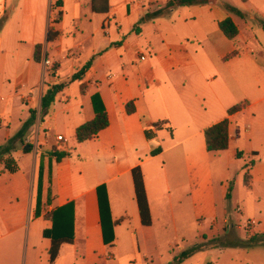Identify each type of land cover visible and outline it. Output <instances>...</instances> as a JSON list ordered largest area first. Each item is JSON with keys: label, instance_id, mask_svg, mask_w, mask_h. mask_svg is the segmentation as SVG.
I'll use <instances>...</instances> for the list:
<instances>
[{"label": "crops", "instance_id": "crops-1", "mask_svg": "<svg viewBox=\"0 0 264 264\" xmlns=\"http://www.w3.org/2000/svg\"><path fill=\"white\" fill-rule=\"evenodd\" d=\"M67 1L0 0V145L37 111L26 137L32 151L12 152L19 170L10 173L0 163V264H110L122 227L139 234L163 227L171 217L178 232L189 214L210 218L212 231L220 217L223 229L235 234L249 219L257 220L248 231L249 240L258 237L254 242L216 249L207 264H264V31L257 21L258 15L264 18V0H243L251 1L257 13L236 15L244 31L231 17L239 28L234 40L219 28L229 16L215 9L217 0L173 7L171 0H109L106 14L94 13L91 0H74L70 18ZM163 10L169 17L161 15ZM59 11L61 20L55 23ZM211 21L217 26L213 33ZM51 26L60 36L48 42ZM46 57L52 62L49 70ZM91 58L86 73L70 82ZM53 83L66 86L41 120L42 97ZM95 94L102 98L109 126L78 143L77 128L95 116ZM131 101L135 111L128 113ZM237 104L242 109L229 114ZM226 118L228 149L208 152L206 128ZM53 150L71 154L57 162L48 155ZM41 164L42 214L37 217ZM137 167L151 226H144L139 215L132 177ZM102 185L117 222L112 248L103 239ZM70 202L74 242L62 245L51 262V240L43 231L52 222L44 215ZM212 236L203 234L206 240ZM196 256L181 264L193 263Z\"/></svg>", "mask_w": 264, "mask_h": 264}, {"label": "trees", "instance_id": "trees-1", "mask_svg": "<svg viewBox=\"0 0 264 264\" xmlns=\"http://www.w3.org/2000/svg\"><path fill=\"white\" fill-rule=\"evenodd\" d=\"M208 0H171L168 3L169 7L177 6H190L198 5ZM92 11L98 14H106L109 11V0H91ZM225 8L241 18H246L248 15L242 11L240 8L235 7L231 4L225 3ZM61 12L57 13V18L55 23H59L61 20ZM147 17H150L147 15ZM145 18L140 20V23L143 22ZM257 21L261 25L264 31V18L257 16ZM219 28L222 33L230 40H234L239 35V28L231 17H227L219 23ZM60 36V32L55 30L53 26L49 28L48 32V42L55 41ZM237 54L236 52L233 53ZM41 46L36 47L35 60L40 62L41 58ZM93 58L86 62L75 74L70 78V82L80 79L86 71L92 65ZM56 67L53 69V75L56 73ZM65 83L50 84L42 97L41 104V113L40 117L43 120L51 111L55 97L59 92H61ZM92 107L94 109L95 116L92 120L85 122L80 125L76 130V140L78 143H84L88 140H91L98 136V134L106 129L109 126L108 113L105 108V105L102 101V98L99 94H95L91 97ZM243 107L242 104H237L229 109L228 113L233 114ZM128 113H133L135 111L134 103L131 101L127 105ZM37 121V111L32 110L31 115L28 120H26L21 129L11 137L4 145H0V163L5 166V169L10 173H15L19 170V165L12 157V152L15 151L18 147L23 148L25 153L32 151L33 146L26 143V137L30 128ZM157 127H161L158 125ZM205 140H206V149L208 152L220 153L225 151L229 147V119L226 118L212 126L206 128L205 130ZM29 146L25 150L26 146ZM71 154V151H57L53 150L48 153L50 157L56 159L57 162H61L65 157H68ZM43 174L44 167L43 164L39 167L38 174V185H37V198H36V216L39 217L42 214V190H43ZM132 177L135 187V198L138 204L139 215L144 226L152 225V216L150 211V206L147 198L146 188L144 184V178L140 167L134 168L132 170ZM231 190V187H230ZM98 197H99V207L101 214L102 230H103V239L104 243L112 248L115 245L116 235H115V226L117 222H114L112 219V212L110 208V203L108 199V194L106 186L102 185L98 188ZM229 198V194H228ZM47 220L52 222V226L43 231L45 238L51 240V248L49 250L50 260L53 262L62 245L72 244L74 242L75 231H74V204L72 202L65 204L61 207L55 208L51 212H48L44 215ZM258 237L251 238L245 244L249 245L254 242ZM245 245V246H246ZM202 246H196L190 250L183 251L180 256L174 258L173 262L169 264H181L186 259L190 258L195 252L201 250Z\"/></svg>", "mask_w": 264, "mask_h": 264}, {"label": "rangeland", "instance_id": "rangeland-1", "mask_svg": "<svg viewBox=\"0 0 264 264\" xmlns=\"http://www.w3.org/2000/svg\"><path fill=\"white\" fill-rule=\"evenodd\" d=\"M211 1L215 2L214 0ZM67 3L68 18H70L74 14V0H68ZM224 3L238 7L250 16L253 13H257L251 1L248 4H243V0H217L215 9L236 19L243 31L246 29V25L242 23L243 20L229 12L225 8ZM260 5L262 6L261 13H263L264 3H260ZM149 8L154 10L156 9V5H150ZM161 15L169 17L170 13L168 10H163L161 11ZM210 25H212L210 32L213 33V28L217 29V26L212 21ZM250 45H253V43ZM165 219L166 223L163 227L158 225L153 230L146 229L139 234H130L125 227H122L120 230L119 246L114 251L115 260L110 264H169L173 262L175 257L180 256L183 251L190 250L196 247L197 244H202V247L205 246L206 248L195 252L197 256L191 264H207V262L213 261V252L216 249L222 247L244 248L245 243L249 240L248 231H251L249 227L241 225L236 228V234L233 229L230 233L226 232V227L224 230L220 217H218V229L212 231L210 218L198 216L194 218L189 214L185 217V220L183 219L185 222L179 225V231L177 232L174 230L171 217ZM204 233H212L213 236L209 240H206L203 237ZM172 246H175V248H172ZM146 256L148 260L145 259Z\"/></svg>", "mask_w": 264, "mask_h": 264}, {"label": "built area", "instance_id": "built-area-1", "mask_svg": "<svg viewBox=\"0 0 264 264\" xmlns=\"http://www.w3.org/2000/svg\"><path fill=\"white\" fill-rule=\"evenodd\" d=\"M103 27H104V30L107 31L109 29V27H110V22L106 21L104 23ZM43 64H44V67H45L46 70H49L51 68V66H52V62H51V60L48 57L45 58ZM58 140L59 141H64V137L63 136H58ZM257 225H258V221L255 220V219H249L247 221V223H246V226L249 227L250 229L254 228Z\"/></svg>", "mask_w": 264, "mask_h": 264}, {"label": "water", "instance_id": "water-1", "mask_svg": "<svg viewBox=\"0 0 264 264\" xmlns=\"http://www.w3.org/2000/svg\"><path fill=\"white\" fill-rule=\"evenodd\" d=\"M29 148V146L27 145L26 147H25V150H27Z\"/></svg>", "mask_w": 264, "mask_h": 264}]
</instances>
